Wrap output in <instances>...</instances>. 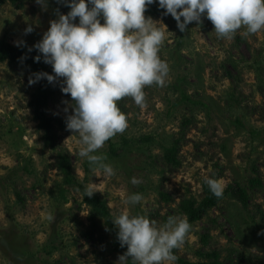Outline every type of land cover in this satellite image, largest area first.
I'll list each match as a JSON object with an SVG mask.
<instances>
[{"label":"rangeland","instance_id":"obj_1","mask_svg":"<svg viewBox=\"0 0 264 264\" xmlns=\"http://www.w3.org/2000/svg\"><path fill=\"white\" fill-rule=\"evenodd\" d=\"M69 11L58 0H47L46 8L36 0H23L19 8L0 0V41L14 47L23 41L29 50L51 21ZM145 17L165 33L159 55L170 71L163 86H145L143 106L132 97L117 102L128 127L96 153L115 169L111 177L94 164L84 171L87 159L78 154V135L66 127L74 100L61 91L64 78H57L45 109L57 136L56 148L50 149L34 119L37 83H29L34 73L0 62V264H116L126 252L116 249L102 219L87 237L89 207L63 184L58 153L68 156L76 179L107 203L113 218L128 211L163 225L169 216H182L183 199H202L207 178L219 179L225 190L240 184L248 189L247 207L233 188L193 224L177 253L191 262L205 261L198 253L215 252L225 264H264V30L246 35L241 28L220 38L206 13L183 32L171 14ZM29 26L33 31L26 34ZM174 141L177 167L163 157ZM133 177L141 183L132 184ZM250 178H259L262 187L250 189ZM132 193L145 199L126 205Z\"/></svg>","mask_w":264,"mask_h":264},{"label":"clouds","instance_id":"obj_2","mask_svg":"<svg viewBox=\"0 0 264 264\" xmlns=\"http://www.w3.org/2000/svg\"><path fill=\"white\" fill-rule=\"evenodd\" d=\"M36 2L47 7V0ZM58 2L66 4L70 11L51 21L42 39L32 46L42 54L34 59L39 62L42 58L52 66L55 75L34 73L29 83L44 78L53 83L64 78L61 91L74 100L73 114L67 115L66 127L78 135V154L111 177L116 174L115 169L105 162L103 154L96 153L128 127L126 114L117 102L132 97L143 106L145 86L154 83L163 86L170 71L159 55L165 33L151 17H145L147 6L157 0ZM158 5L166 10L164 15L171 14L181 32L190 22H200L205 13L220 38H231L241 28L246 35L264 30V0H158ZM32 31L31 26L25 29L26 34ZM16 43L20 46L24 42ZM131 183L141 181L133 177ZM206 183L214 196L224 195V185L219 179L207 178ZM94 193L86 189V196ZM144 199L141 193H132L124 203L135 206ZM112 222L118 228L120 246H127L116 264H128L129 257L135 264H173L178 259L173 250L185 243L191 230L186 216H169L163 225H158L146 215L124 211Z\"/></svg>","mask_w":264,"mask_h":264},{"label":"trees","instance_id":"obj_3","mask_svg":"<svg viewBox=\"0 0 264 264\" xmlns=\"http://www.w3.org/2000/svg\"><path fill=\"white\" fill-rule=\"evenodd\" d=\"M23 0H9V2L14 5L16 8H19ZM91 7V5H89ZM166 10L161 9L157 3L147 6L145 13L151 16H158L163 14ZM102 17V16H101ZM100 17V18H101ZM37 55H41L35 48H32V51L27 49L26 44H22L18 47H14L9 44L7 41L2 39L0 41V62L9 60V62L23 66L25 70L38 73V72H47L51 75H54L53 68L51 65L43 62V59L37 62L34 58ZM57 80L53 83H49L46 78L39 80L37 82V87L32 94V106L34 110V119L39 122L38 129L44 131L43 143L45 146L50 149L56 148V134L53 133V121L51 118H46L45 109L48 106V102L51 98L55 96L57 91ZM149 137H143V140H149ZM110 152L113 155H117L116 151L113 149L111 143H109ZM177 141H174L170 147L164 148V160L168 165L177 167L180 165V162L176 158L177 156ZM93 164L88 160L84 163V171L87 173L90 170V167ZM57 170L62 176L63 184L66 186L73 187L77 192L81 194L82 202L89 207V221H90V230L86 232L87 237L92 238L94 231L97 227V221L102 219L104 221L105 229L109 232L115 243L117 250H126L127 246L121 247L117 238L118 228L113 224V216L110 213V210L107 206V203L101 199L97 194H93L91 197L86 196V187L83 183L79 182L76 179V176L73 173L72 164L66 155L58 153L57 161ZM248 187L253 189L255 187H262L261 180L259 178H250L248 180ZM233 188L238 194V200L244 208L248 204V189L236 183L230 188L224 190V195L220 198L214 196L210 191L208 184L203 185V197L200 201H197L193 197L183 199L179 204V210L182 216H186L191 224V228L194 223L202 220L213 207H216L227 195L232 192ZM159 196L163 201L168 202L170 198L163 194L159 193ZM205 242L206 237H202ZM174 254L177 256L175 261L177 264H225L219 259L218 253H198L201 258H204L205 261L191 262L185 259H182L178 256L177 249L173 250ZM132 264H135L132 261Z\"/></svg>","mask_w":264,"mask_h":264}]
</instances>
